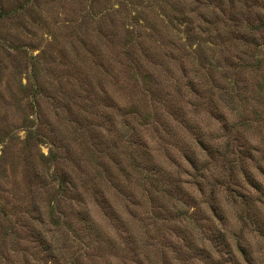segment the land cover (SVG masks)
<instances>
[{"label": "rangeland", "instance_id": "374dc122", "mask_svg": "<svg viewBox=\"0 0 264 264\" xmlns=\"http://www.w3.org/2000/svg\"><path fill=\"white\" fill-rule=\"evenodd\" d=\"M260 19L264 0H0V264H220L212 224L264 264Z\"/></svg>", "mask_w": 264, "mask_h": 264}, {"label": "trees", "instance_id": "16d2710c", "mask_svg": "<svg viewBox=\"0 0 264 264\" xmlns=\"http://www.w3.org/2000/svg\"><path fill=\"white\" fill-rule=\"evenodd\" d=\"M250 28L263 35L264 19H260L259 21L251 25ZM35 60L36 58L33 57L32 62H34ZM208 78L210 79V76H208ZM231 88L233 89L234 86H232ZM221 118L224 122L227 121L224 113L223 115H221ZM243 123L249 124L251 122L250 121L241 122V124ZM37 134L38 133L34 134V130L32 129V127H29L28 129H26L25 139L32 138L33 136H36ZM53 156L54 155L51 153L49 158H52ZM246 180L252 185V187L257 189L259 192L264 190V185H261V183L259 182L258 179H256L255 176L248 174L246 176ZM211 206L213 208L214 213L216 214L217 208L215 207V200L213 198H212ZM241 220H243V217H241ZM225 231H226L225 227H221L218 224H212L209 229L208 234L212 235V238L214 239L216 243L215 246L220 248V251H217L220 253L216 260L220 262V264H244V263L245 264H258L257 258H256L257 254L255 255V253H253V250L249 242L245 239L243 228H241L237 233H235V238L232 241L227 238V234ZM257 231L260 232L258 233L260 234V236H264V227H262L261 229V226H259ZM192 250L195 253L203 254L206 260L210 262V264H215L213 260H210L212 257L214 258V256L212 255V250H210L209 248L207 249L204 245H197L195 247L193 246Z\"/></svg>", "mask_w": 264, "mask_h": 264}]
</instances>
